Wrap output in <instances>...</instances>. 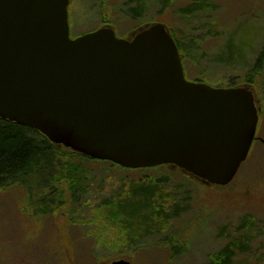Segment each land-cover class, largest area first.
Returning a JSON list of instances; mask_svg holds the SVG:
<instances>
[{
  "label": "rangeland",
  "instance_id": "obj_1",
  "mask_svg": "<svg viewBox=\"0 0 264 264\" xmlns=\"http://www.w3.org/2000/svg\"><path fill=\"white\" fill-rule=\"evenodd\" d=\"M68 17L72 38L102 26L128 37L165 24L189 50L186 78L250 87L260 108L257 136L264 140V57L260 70L250 72L264 52V0H70ZM87 166V183L76 196L61 180V206L50 214L37 211L39 187L0 188V264H107L118 258L208 264L230 240L245 246L236 264H264L259 139L225 186L202 183L170 165L134 170L94 160ZM148 180L158 185L150 206L141 193L147 199L152 184L137 187Z\"/></svg>",
  "mask_w": 264,
  "mask_h": 264
},
{
  "label": "water",
  "instance_id": "obj_2",
  "mask_svg": "<svg viewBox=\"0 0 264 264\" xmlns=\"http://www.w3.org/2000/svg\"><path fill=\"white\" fill-rule=\"evenodd\" d=\"M68 4L0 0V118L91 159L230 183L256 134L250 87L186 79L162 23L129 38L109 26L71 38Z\"/></svg>",
  "mask_w": 264,
  "mask_h": 264
},
{
  "label": "trees",
  "instance_id": "obj_3",
  "mask_svg": "<svg viewBox=\"0 0 264 264\" xmlns=\"http://www.w3.org/2000/svg\"><path fill=\"white\" fill-rule=\"evenodd\" d=\"M173 37L184 65L189 50L183 46L178 38L174 35ZM192 51L194 52V49ZM263 57L264 52H261L250 72L257 73L260 70ZM235 84L237 83L232 81L227 85L232 86ZM92 161L94 160L70 148L56 145L38 129L0 118V188L15 184L30 189L39 187L42 197L39 199L37 211L42 215L53 213L61 206V180L65 179L70 184L71 194L73 196L77 195L87 183L90 172L87 162ZM158 167L165 166L158 165L150 168ZM148 182L152 184L153 188V192L147 194L148 200L146 199V193H141L145 198L143 205L146 206L152 204L150 198L158 191L155 180H148L138 184L137 187L144 188ZM244 249L245 246L241 242L230 240L228 244L210 258L208 264H236L235 261L240 254L239 252H243Z\"/></svg>",
  "mask_w": 264,
  "mask_h": 264
},
{
  "label": "flooded vegetation",
  "instance_id": "obj_4",
  "mask_svg": "<svg viewBox=\"0 0 264 264\" xmlns=\"http://www.w3.org/2000/svg\"><path fill=\"white\" fill-rule=\"evenodd\" d=\"M132 34V33H131ZM257 108L259 109V112H260V108L257 106ZM259 139L260 141L264 142L261 138H259L257 135H256V138H255V141Z\"/></svg>",
  "mask_w": 264,
  "mask_h": 264
}]
</instances>
